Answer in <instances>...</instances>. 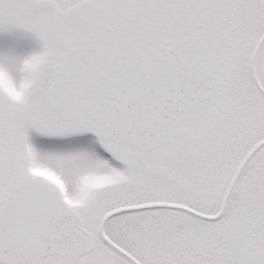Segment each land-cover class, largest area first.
Masks as SVG:
<instances>
[{
  "label": "snow or ice",
  "instance_id": "6c2138e0",
  "mask_svg": "<svg viewBox=\"0 0 264 264\" xmlns=\"http://www.w3.org/2000/svg\"><path fill=\"white\" fill-rule=\"evenodd\" d=\"M39 50L0 93V264H264V0H0Z\"/></svg>",
  "mask_w": 264,
  "mask_h": 264
},
{
  "label": "rangeland",
  "instance_id": "374dc122",
  "mask_svg": "<svg viewBox=\"0 0 264 264\" xmlns=\"http://www.w3.org/2000/svg\"><path fill=\"white\" fill-rule=\"evenodd\" d=\"M35 50H39V42L30 32L18 27L0 30V52L23 57Z\"/></svg>",
  "mask_w": 264,
  "mask_h": 264
},
{
  "label": "clouds",
  "instance_id": "9594fccd",
  "mask_svg": "<svg viewBox=\"0 0 264 264\" xmlns=\"http://www.w3.org/2000/svg\"><path fill=\"white\" fill-rule=\"evenodd\" d=\"M10 58H19V56L9 52H0V93L20 98L25 94L31 81L10 71L8 65Z\"/></svg>",
  "mask_w": 264,
  "mask_h": 264
}]
</instances>
